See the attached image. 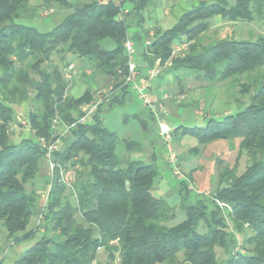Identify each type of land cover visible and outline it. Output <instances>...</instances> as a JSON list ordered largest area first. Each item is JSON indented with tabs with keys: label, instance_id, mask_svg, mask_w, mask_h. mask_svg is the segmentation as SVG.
<instances>
[{
	"label": "trees",
	"instance_id": "obj_1",
	"mask_svg": "<svg viewBox=\"0 0 264 264\" xmlns=\"http://www.w3.org/2000/svg\"><path fill=\"white\" fill-rule=\"evenodd\" d=\"M35 1L40 3L30 8ZM153 1L0 0V226L4 239L13 243L32 240L13 264H98L101 253L107 264H178L180 253L189 264H264V74L245 107L206 118L201 126L183 127L180 134L196 138L199 145L239 139L246 165L239 173L236 163L219 161L217 180L225 186L209 195H193L188 183L180 181L176 193L184 219L174 225L169 224L175 216L168 202L152 194L156 167L143 159L124 164L116 152V134L100 117L102 106L123 105L133 89L126 83V40L140 48L138 61L133 60L137 82L147 78L157 61L160 67L168 60L166 74L195 71L211 82L264 72V36L224 38L197 48L216 18L233 24L263 22L264 0H234L231 7L200 2L165 30L144 27ZM52 6L67 13L47 32L15 23L37 15L38 7L52 12ZM131 28L135 30L129 35ZM105 40L112 42L111 49L102 47ZM183 43L186 48L173 55ZM69 54L85 62L79 75L85 88L79 97L68 93L73 84L65 77L72 63L66 61ZM97 75L111 79L112 90L81 121L83 108L96 101ZM34 102L38 107L33 108ZM23 103L31 104L25 117L29 136L13 142L8 125L17 121L13 108ZM139 113L136 118L145 131L149 115ZM41 139L57 147L51 152L52 177L43 175L49 188L39 229L31 221L40 195L34 181L47 152ZM125 145L127 151L141 150L136 141L125 140ZM216 203L224 205L225 216ZM236 239L243 251L232 252ZM217 250L224 254L221 263Z\"/></svg>",
	"mask_w": 264,
	"mask_h": 264
},
{
	"label": "rangeland",
	"instance_id": "obj_2",
	"mask_svg": "<svg viewBox=\"0 0 264 264\" xmlns=\"http://www.w3.org/2000/svg\"><path fill=\"white\" fill-rule=\"evenodd\" d=\"M72 1L73 0H69V2L73 3ZM217 1H220L225 7H231L234 4V0H154L145 11L144 27H156L160 30L168 29L177 23L183 13L195 7L200 2L210 4ZM170 2H172L173 5L170 6ZM39 3V1L31 2L29 7L34 8ZM154 6L156 8H154ZM124 7H127V5ZM149 11L150 13L148 14ZM66 13V10H59L57 6H52V12L43 7H38L37 15L20 18L16 20L15 23L33 27L39 32H47L51 30ZM134 30V28H131L128 31L129 35H131ZM258 36H264V21L260 23L258 20L254 19L249 23L243 22L233 24L222 22L216 18L213 20L211 28L201 35L199 47L197 48L198 50L206 48L224 38L246 40L256 39ZM112 46L113 44L109 40L102 42V47L105 49H111ZM133 48L135 52L133 60L135 59L136 62L138 61V52L140 48L138 45L134 44ZM66 61H70L74 64L72 68L73 72L69 78L73 83H71L72 85L70 87V89H72L75 85H79V83L83 84L78 78V75H74V72L83 71L85 62L83 59L76 58L70 54L66 56ZM170 64L171 60H168L162 66L160 65L159 76L150 82L148 89L143 91L146 98L145 103L142 102L135 90L130 89L128 95L125 97L126 100L123 105L112 108L102 106L100 117L102 125L107 130L116 134V152L124 161V164L128 159H143L144 162L153 164L156 167L157 175L153 182L152 194L156 197H162L168 202L175 216L174 220L169 222V224L174 225L184 219V212L180 209L179 198L176 193L180 181H186L188 183L189 187L192 189L193 195H203L205 193L209 195L216 187L225 186L224 182L219 184L217 180L219 161L229 166H233L236 163L237 172L239 173L244 170L246 165L245 151L241 149L239 139L212 140L199 145L196 138L182 136L180 134L183 127L201 126L206 118H219L245 107L249 102V95L255 83L263 78L264 72L249 73L229 78L222 82H211L204 79L202 73L195 71L178 70L166 74V70ZM45 65L46 64L41 65L40 68H44ZM87 71L89 73V69H87ZM34 77L37 78V75H34ZM156 79L161 80L159 85H156ZM77 82L79 83L77 84ZM111 82V79H106L97 75L94 87L98 90V93L96 95V101H93L91 105L104 98V96L112 90ZM139 84L140 82H138V85ZM180 87H183V91L181 94H177ZM70 89L68 91L69 94H71ZM242 89L248 90L247 93H243L241 91ZM150 90L156 94V98H150ZM1 93L0 91V94ZM73 93H75L73 97H79L81 95V92L79 94H76V92ZM156 99L161 100V106L158 109L153 106V101ZM33 106V108L38 107V103L34 102ZM30 108V103H23L13 108V115L14 118L16 117L17 121H14V119L13 122L8 125L9 137L11 140L16 142L28 132L25 117L26 111ZM90 108V105H88L83 109L85 112H88ZM95 109L89 113V116L95 112ZM139 112H143L146 116L149 115L145 131L136 118V115L138 116V114H140ZM160 124H166V126H168L171 136L169 141H166L163 136L160 135ZM177 126H181L179 133L177 135H172V131ZM125 140L139 142L141 144V150L127 151L125 149ZM196 147L199 150L197 154L192 152V149ZM170 153L171 155H169ZM169 159L173 161V164L177 167V172H180L179 174L173 173L172 168L168 164ZM52 173L45 156L44 164L34 181L37 192L40 195L36 214L37 217L31 221V225H36L39 229H42L43 218L41 217V213L43 210L42 207L45 206L42 201V194L49 188L48 185L43 184V175L52 177ZM71 175V173L67 174V178H71ZM216 204L221 209V214L225 216L226 210L223 207L224 205L221 203ZM77 218L81 220V218ZM29 227L30 225H28L27 228ZM4 237V231L0 226V264L3 262L2 257L5 255V252L8 258L16 259L32 244V240H23L13 243L12 239L7 240L6 238L4 239ZM8 244H10L9 247H6ZM240 246L241 243L236 239L235 245L232 246L231 249L232 252L243 251L240 249ZM4 247H6L5 250H3ZM217 253L219 263L223 262V252L217 250ZM97 261L98 264H107L108 260L106 254H99ZM177 261L178 264H189L182 262L181 253L178 254ZM111 264L116 263L113 262Z\"/></svg>",
	"mask_w": 264,
	"mask_h": 264
},
{
	"label": "built area",
	"instance_id": "obj_3",
	"mask_svg": "<svg viewBox=\"0 0 264 264\" xmlns=\"http://www.w3.org/2000/svg\"><path fill=\"white\" fill-rule=\"evenodd\" d=\"M147 44H148V42H147ZM186 46H187L186 43L175 46L174 51H173V55L180 53V51L184 50L186 48ZM124 48H125L126 55L128 57V63H127L128 75L126 77V83H130L132 85V88L137 92L139 98L142 100L143 103H145L146 98H145V93L143 91L148 89L150 86V82L158 76L159 71H160L158 61L156 62L155 66L153 68H151L147 71V78L144 79L138 85V82H136L135 63L133 61V54H134L133 43L130 40H126L124 42ZM72 68H73V65L70 64L65 71V77L67 79L70 78V75H71L70 71L72 70ZM100 100H98L94 104L90 105L91 108L88 110V112H85V115H84V117H82L81 121L87 120L89 113L92 112V110H94L96 108V106L98 105ZM160 135H162L166 141L167 140L169 141V139L171 137L170 136V130H169L168 126H166V124H160ZM40 143L46 147V150H47L46 160H47L48 166L50 168V171H53L54 163L51 160V152L54 149H56L57 145H56V143H51L49 145H45L43 139L40 140ZM169 155H171V153ZM172 157H173V154H172ZM169 164L172 166V170H173L174 174L180 173V172H177V167L175 166V164H173V161H171L170 159H169ZM47 198H48V190H47V192L42 194L43 204H46Z\"/></svg>",
	"mask_w": 264,
	"mask_h": 264
},
{
	"label": "crops",
	"instance_id": "obj_4",
	"mask_svg": "<svg viewBox=\"0 0 264 264\" xmlns=\"http://www.w3.org/2000/svg\"><path fill=\"white\" fill-rule=\"evenodd\" d=\"M171 5H173V3L172 2H170V6ZM219 20V19H218ZM80 73H81V71H76V72H74V75H78V78H79V75H80ZM77 78V77H76ZM75 78V79H76ZM170 78V77H169ZM77 81V80H76ZM161 80H157L156 79V85H159V82H160ZM139 82L141 83L142 82V79L141 80H139ZM79 82H77V84H78ZM81 85H82V87H81ZM84 88H85V86L83 85V84H81V83H79V85H75V87L74 88H72V89H70V93L72 94H70L71 96H73V94H75V93H73V92H76V94H79L80 92L82 93L83 92V90H84ZM179 90V89H178ZM177 92V91H176ZM178 93V92H177ZM149 94H150V98H156V94L153 92V91H149ZM159 97V96H158ZM162 97V96H161ZM163 98V97H162ZM159 99H161V98H159ZM155 100V101H153V106H154V108H156V109H158L161 105H160V101L161 100ZM150 108V107H149ZM26 113H27V111H26ZM202 125V124H201ZM199 126V125H198ZM64 130H65V128H63V127H58L57 129H56V131L58 132V133H63L64 132ZM28 132L25 134V136L24 137H22V138H20L18 141H16V142H19L21 139H24V138H27L28 136H29V130H27ZM20 137V136H19ZM13 142H15L14 140H12ZM41 207V206H40ZM5 255L2 257L3 258V262L1 263V264H13L14 263V260L15 259H11V258H8L7 257V255H6V252L4 253Z\"/></svg>",
	"mask_w": 264,
	"mask_h": 264
}]
</instances>
